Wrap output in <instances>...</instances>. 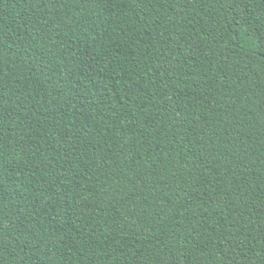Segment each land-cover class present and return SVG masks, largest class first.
Returning <instances> with one entry per match:
<instances>
[{"label": "trees", "instance_id": "obj_1", "mask_svg": "<svg viewBox=\"0 0 264 264\" xmlns=\"http://www.w3.org/2000/svg\"><path fill=\"white\" fill-rule=\"evenodd\" d=\"M0 264H264V0H0Z\"/></svg>", "mask_w": 264, "mask_h": 264}]
</instances>
